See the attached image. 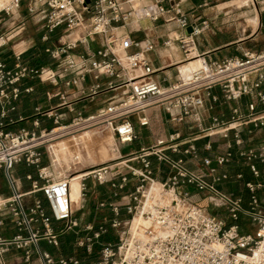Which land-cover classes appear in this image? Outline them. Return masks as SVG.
<instances>
[{"label": "built area", "instance_id": "obj_1", "mask_svg": "<svg viewBox=\"0 0 264 264\" xmlns=\"http://www.w3.org/2000/svg\"><path fill=\"white\" fill-rule=\"evenodd\" d=\"M142 1H29L28 12L41 14L39 20L44 21L48 32L63 26L66 38L52 48L44 49L52 56L58 69L21 63V51L14 53L16 62L12 66L0 60V173L4 174L10 190L8 197L0 198V212L9 217L19 230L11 237H0V264H12L3 258L9 247L22 250L24 264H29L33 255L38 264H264V201L256 193L257 189L264 190V180L245 181L250 193L246 205L240 196L217 186L220 181L242 178L240 172L234 175L227 171L217 172L235 156L247 163L254 177L264 176V136L258 147L241 148L244 142L242 127L264 125V110L257 109V104L264 105V92L260 89L264 51H247L242 57L221 61L208 60L203 53L195 52L193 35L199 33L200 28L190 22L179 1H172L166 7L162 4L164 0H156L157 8L148 13L149 18L156 20L166 14L165 22L175 21L184 29L191 27L190 32L175 37V40L184 55L189 56L188 59H200V66L188 77L162 85L153 77L156 69L144 55L154 49V44L112 32L130 19ZM19 3L20 0H12L10 5L0 7V23L4 20L2 14L11 17ZM36 3L45 5V9L38 10ZM205 25L203 21L202 26ZM23 28L12 34L2 32L0 48L20 34ZM95 34L104 36L103 46L93 54L74 53L79 44ZM169 41L168 38L164 45L169 46ZM90 56L94 59L88 63ZM71 72L75 74L68 76ZM89 72H93L95 78L100 75L121 78L113 86L117 89L116 96L105 106L86 116L78 114L67 124L60 123L61 115L42 111L43 115L52 116L54 125L39 132L4 129L7 106L13 109L12 102L21 91L32 90L30 86H20L23 79L38 78L69 87L83 80ZM122 87L124 89L119 90ZM213 87L220 88L224 101H237L250 94L255 100L247 103L245 112L234 107L228 119L213 116L210 123L204 125L199 109L205 106L206 98L211 102L218 100V96L210 92ZM46 95L57 96L59 106L69 105L65 91L52 90ZM158 109H162L169 121L175 124L193 117L194 129L188 134L174 129L157 136L148 145L122 155L120 149L138 138L137 128L148 127L150 112ZM83 123L107 128L117 142L115 150L119 155L89 167H77L73 163L68 166L67 174L56 176L46 137ZM215 135L227 138L225 150L202 157L196 142ZM233 145L239 147L235 153ZM202 149L212 150L210 140L202 144ZM44 157L49 160L46 165H43ZM187 159L200 164L191 167ZM153 161L167 166L164 179L155 176ZM17 163L34 166L36 170V178L26 176L31 181V190L25 193L20 191L12 172ZM77 175L80 199L78 207L74 208L70 199V181ZM90 185L107 186L113 197L98 201L97 208H107L113 216H104L96 229L89 223L80 226L75 215L84 207ZM36 191L42 194L43 199L34 198L26 204L24 196ZM195 193L202 194L204 204L193 198ZM121 208L125 213L123 218L120 217ZM241 215L248 218L251 230H240L237 221ZM2 221L3 218L0 224ZM52 221L58 224L56 228ZM81 230L91 234L79 235L75 245L90 253L93 245L97 244L99 250L95 261L84 262L74 255L54 256L39 246L43 240L57 247L61 236L69 232L77 234ZM109 230L112 234L102 240Z\"/></svg>", "mask_w": 264, "mask_h": 264}, {"label": "crops", "instance_id": "obj_2", "mask_svg": "<svg viewBox=\"0 0 264 264\" xmlns=\"http://www.w3.org/2000/svg\"><path fill=\"white\" fill-rule=\"evenodd\" d=\"M22 1V0H20ZM22 10L19 8L14 9L13 14L9 18H5L0 23V29L4 28V25L12 24L15 20H29L34 23L33 33L28 38H24L21 42V55L20 62L32 66H48L50 68H57V65L53 63L52 56L45 52L46 47H53L59 44L60 40L66 38L63 26L57 27L54 31L48 32L45 29L44 21L39 20L41 14L31 15L27 10V5ZM92 1V0H87ZM172 1H179L182 11L187 15L188 19L197 28H200V32L193 35L195 52L203 53L208 60L221 61L229 57H242L247 51H264V0H164L162 4L166 7L170 6ZM3 6V5H2ZM0 6V7H2ZM38 10H44L45 5L41 3L35 4ZM157 8L156 0H143L137 8H135L130 19L119 25L112 32L116 34H128L133 40H140L145 42H152L154 49L144 53L148 63L156 69L153 77L162 85L171 84L179 79L184 78L183 68L185 65H189L191 72L200 66L198 58L188 59L189 56H185L182 49H180L175 37L185 35L188 30L180 27L175 21L165 22L163 18L167 15L158 17L156 20H151L148 13L154 12ZM205 21L206 25L202 26V22ZM46 37L45 39L43 37ZM72 38V36H71ZM170 39L169 46L164 45V41ZM53 39V40H52ZM18 43V44H19ZM104 44V36L102 34H95L86 38L83 44H79L74 53H88L93 54L99 47ZM0 48V60H4L8 65L12 66L16 59L14 53L18 52L15 46ZM137 48H133L135 50ZM94 57L88 58L87 62L92 61ZM190 72V73H191ZM75 72H71L68 76L74 75ZM263 79L260 85V89L264 92V69L262 70ZM254 78V75H252ZM121 81V78H109L105 75H100L98 78L94 77L93 72H89L85 75V78L79 81L76 85L69 87L63 83L54 85L52 81H40L38 78H26L20 82L22 88L30 86L31 91H21L18 98L12 102L13 109L7 106L6 116L4 120V129L12 132H17L20 129L28 131L39 132L51 128L53 123L52 116H46L42 114V111H51V114H59L60 123L67 124L78 114L86 116L92 114L105 106L108 100L114 98L117 94V89L113 87ZM111 82V83H110ZM110 84L112 87H110ZM98 85V87H96ZM53 91H65L66 99L69 105L59 106V98L48 97L47 92ZM211 94L218 96L216 102H211L210 99H205V106L199 109V116L204 125H208L211 121V117L216 116L219 119H228L232 113V108L238 107L242 112L247 111V103L255 100L250 95H245L237 101H224L221 96V90L219 87H213L210 90ZM211 104V108L208 105ZM258 110H264V105L257 104ZM153 118L163 119L168 122L167 114L162 110H154L150 112V124L145 127L146 133L151 130L154 135L148 137V142L151 143L157 136L164 135L174 129H179L183 134H188L193 130L195 122L193 117L186 119V122L171 124L167 128L161 127L157 132L152 130ZM163 125V123H162ZM149 129V130H148ZM138 133V132H137ZM145 133V134H146ZM242 136L244 139L241 148H256L261 143V138L264 136V125L257 128H252L251 125H245L242 127ZM135 140V146L133 150L138 149L145 143L140 139ZM231 137V133L229 134ZM210 140L212 144L211 151H204L202 144ZM227 138L222 136H212L209 138L200 139L196 142L200 155L212 156L214 153H222L225 150V141ZM239 147L233 145L232 151L235 153ZM187 163L191 167L198 166L199 161L187 159ZM18 164H23L27 167L25 172V178L30 175L32 179L36 178V170L34 166L26 165L25 163H17L14 165L12 172L17 179L20 191L28 192L31 190V181L29 179V186H25L21 181L19 175L15 174ZM261 168V163H257ZM154 173L158 179H164L167 173V166L165 164L158 165L153 161ZM227 171L231 175L235 173H242V178L234 180H224L217 183V186L226 191L240 196L246 205L249 193L245 187V181L259 182L264 180V176L254 177L247 165V163L235 156L233 161L225 166L219 167L217 172ZM78 176V175H77ZM75 177V176H74ZM73 177V178H74ZM73 196L71 195L72 206L77 208L80 199V184L78 186L73 185ZM211 178V177H209ZM41 183V181H38ZM78 185V184H77ZM75 187V188H74ZM191 189V188H190ZM256 193L261 198L264 197V190L257 189ZM10 190L7 184V180L3 173H0V198L8 197ZM76 195V197H74ZM244 195V197H242ZM34 198L43 199L40 192H34L32 194H26L24 201L26 204H30ZM113 198L111 197V190L107 186L103 185H90L87 197L84 202V207L81 212L76 216L79 220L80 226H84L89 223L96 227L99 223L103 222V217L113 216L111 211L107 208L98 209L97 203L101 199ZM193 198L204 202L201 193H195ZM78 212V211H77ZM220 213V210L217 211ZM76 214V213H75ZM221 214V213H220ZM125 213L123 208L120 211V217L123 218ZM3 218L2 224H0V237L8 238L19 232L16 225L11 219L0 212V219ZM57 223L52 221V226L57 227ZM251 230V226H249ZM91 234L90 231H80L79 233L64 234L59 238V245L53 247L47 244L45 241H40L39 246L42 249L50 251L54 256H70L74 255L81 258L84 262L95 261L98 257L99 247L97 244L93 245V249L90 253H87L84 248L77 247L75 240L79 235ZM111 230L108 231L101 239L106 240L107 236L111 235ZM22 250L14 247H9L3 258L12 264H24L22 261ZM29 264H38L35 255L32 256Z\"/></svg>", "mask_w": 264, "mask_h": 264}, {"label": "rangeland", "instance_id": "obj_3", "mask_svg": "<svg viewBox=\"0 0 264 264\" xmlns=\"http://www.w3.org/2000/svg\"><path fill=\"white\" fill-rule=\"evenodd\" d=\"M1 1H6V0H0V3H1ZM27 2H28V0L20 1L18 8L23 10L26 7ZM3 5H6V3ZM2 15L4 16V19L9 18L8 16H6L4 14H2ZM33 26H34V23L32 21H29V20L21 21L18 19L15 20L12 24L9 23V25H7V24L4 25V28L0 29V34L2 32L3 33L11 32V34H12V33H15L16 31H18L21 27H24L21 30L20 34H18L15 38L11 39L7 43V45H5L4 47H7V46L11 47V46L17 44L15 46V49H16V51H19L22 47L21 43H19V42H21L24 38H28L30 35H32L33 30H34ZM162 123H163V125H162ZM170 124L171 123L169 121L166 122L164 119L162 121H160L159 118L158 119L153 118L152 130L157 132V130H160L161 127L167 128V126ZM95 127L96 126H93V127H91V126L86 127L85 126V127H79L76 129H72V131H73L72 133H69V132H71V130L67 131V132H63L65 135H63L59 138H66V137H69V135H71V134L78 135L87 129H93ZM137 132H138V136L140 135V139H142V141H144V143H145L144 145H148L149 144L148 137L154 135L151 130H149V132L147 131V133H146L145 128H137ZM137 139H139V137ZM91 142L92 143L89 144L88 147H86V146L84 147V145L82 143L78 142L77 150H74L72 152V155H67L66 159H64V158L58 159V157L55 155V153L53 151V147L49 148L50 154H51L50 155L51 159L54 160V162H53L54 163V165H53L54 174L56 176L62 175V174H67L68 170H69L68 166L72 165L73 163H76L77 167H89L91 165H97V164H100L103 162H108L111 159H113L119 155L118 152L115 150L117 142L114 141V139L112 137V133L105 127L100 128L95 134H93L91 136ZM93 142H95V143H93ZM134 146H135V143H131L130 145H126L122 149H120V153L123 155L125 152L132 150L134 148ZM86 150H88V151H86ZM87 152H88V154H87ZM78 154H79V156H78ZM48 162H49L48 158L44 157L43 165L48 164ZM26 170H27V167L25 165L18 164L15 174L20 176L21 181L23 182V184L25 186H29V184H30L29 180H27L25 178V175H24ZM13 175H14V173H13ZM73 182H74L73 185H76L77 189H78L79 176H75L73 178ZM262 199L264 201V197H262ZM202 203L204 204V202H202ZM210 210H212V209H210ZM80 212H81V210L76 212L75 215L78 216L80 214ZM220 213H222L221 210H220ZM251 229H252V227H251ZM68 235L70 236V232L68 233Z\"/></svg>", "mask_w": 264, "mask_h": 264}, {"label": "bare ground", "instance_id": "obj_4", "mask_svg": "<svg viewBox=\"0 0 264 264\" xmlns=\"http://www.w3.org/2000/svg\"><path fill=\"white\" fill-rule=\"evenodd\" d=\"M5 3H6V5H9L11 3V0L1 1L0 6H2ZM3 6H5V5H3ZM199 62H200V59H199ZM190 72H191L190 66L185 65L183 68L184 78L188 77L190 75ZM122 89H124V87L120 88L119 90H122ZM85 126L86 127L87 126H91V127L96 126V127L93 128L94 130L93 129H87L78 135L71 134V135H69V137H66V138H59V137L65 135L64 133H58L56 135H48L45 139V142H47V145L49 146V148L53 147V151H54L55 155L58 157V159L59 158L66 159L67 155H72V152L74 150H77L78 142L82 143L84 145V147L85 146L88 147V145L92 143L91 142V136L93 134H95L100 128H102L101 125H96L94 123H91V124H84L83 123V124H79V126L78 125L69 126L66 129V132L71 130V132H69V133H72L73 132L72 129H76L79 127H85ZM93 143H95V142H93ZM86 151H88V150H86ZM87 154H88V152H87ZM78 156H79V154H78ZM52 161L54 162L53 159H52ZM73 194H74V192H73L72 179H71V181H70V199H71V195L73 196ZM74 197H76V195Z\"/></svg>", "mask_w": 264, "mask_h": 264}, {"label": "trees", "instance_id": "obj_5", "mask_svg": "<svg viewBox=\"0 0 264 264\" xmlns=\"http://www.w3.org/2000/svg\"><path fill=\"white\" fill-rule=\"evenodd\" d=\"M229 180H234V178H230ZM242 197H244V195ZM248 198H249V194L247 195V199ZM237 222L239 224V227H240L241 231H243V232L249 231V226L250 225H249L248 218L245 215H241Z\"/></svg>", "mask_w": 264, "mask_h": 264}, {"label": "water", "instance_id": "obj_6", "mask_svg": "<svg viewBox=\"0 0 264 264\" xmlns=\"http://www.w3.org/2000/svg\"><path fill=\"white\" fill-rule=\"evenodd\" d=\"M187 30H188V32H190L191 31V27H188Z\"/></svg>", "mask_w": 264, "mask_h": 264}]
</instances>
